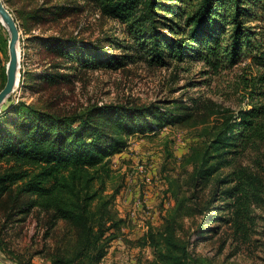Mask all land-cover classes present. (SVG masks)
I'll return each instance as SVG.
<instances>
[{"label":"trees","instance_id":"trees-1","mask_svg":"<svg viewBox=\"0 0 264 264\" xmlns=\"http://www.w3.org/2000/svg\"><path fill=\"white\" fill-rule=\"evenodd\" d=\"M29 1L16 0L21 7L14 10L19 28L26 34L50 18H63L67 10L64 4L46 6L52 0H41L32 9ZM86 1L120 24L122 41L109 39L106 50L98 42L83 43L73 37L41 38L40 48L65 64L57 63L55 72L24 75L28 83L36 80L34 87L70 81L66 73L57 72L59 69L79 73L85 69L119 70L141 61L161 67L199 61L213 70L249 58L256 75L245 82L248 107L225 117L203 151L196 156L195 152L194 161H190L195 188H206L216 174L229 170L216 182V187H224L225 203L215 207L206 222L214 226L206 231L201 227L199 240H211L221 225L231 222L246 230L251 208H264V178L238 164L246 145L264 141V0ZM3 29L0 25V43L6 46ZM112 49L116 51L112 53ZM5 70L0 74V90L6 82ZM166 105L108 103L62 114L19 101L1 110L0 202L14 192L19 214L43 213L45 238L59 221L71 229L68 234H74L73 245L67 251H56L49 264H100L114 241L129 242L124 231L127 217L120 216L115 207L120 186L107 192V183L113 178L112 157L127 149L130 135L192 117L193 107L176 104L172 109ZM177 183L178 179L170 183L175 204L163 223L148 227L134 240L135 245L150 249L149 264H196L189 244L178 233L188 197Z\"/></svg>","mask_w":264,"mask_h":264},{"label":"rangeland","instance_id":"rangeland-1","mask_svg":"<svg viewBox=\"0 0 264 264\" xmlns=\"http://www.w3.org/2000/svg\"><path fill=\"white\" fill-rule=\"evenodd\" d=\"M3 1L13 15L16 7H21L15 4L16 0ZM40 2L30 0L28 3L34 9ZM61 4L67 9L63 18H50L35 26L29 34L20 29L19 81L1 110L19 101L62 114L79 113L108 103L148 105L155 102L160 106L168 104L166 107L172 109L176 104L193 107L192 117L187 121L178 120L144 134L130 135L127 149L112 157L113 178L107 183V192L120 186L115 207L122 217L129 215L134 200L140 197L150 212V219L145 224L159 227L166 212L175 204L170 183L178 179L181 193L188 197V208L184 211L178 233L189 244V250L197 259L196 264H264V208H251V220H245L247 231L236 228V224L231 222L221 225L219 233L211 240L201 241V227L206 231L214 226L213 223L206 225L207 219L213 216L215 207L225 203L221 194L224 187H216V182L229 170L216 174L206 188H195L191 179L194 170L190 161H194V153L196 156L203 151L225 117L248 107L250 98L246 96L245 82L252 81L256 75L249 65V58L235 66L223 63L213 70L199 61L174 62L166 67L149 66L141 61L119 70L85 69L79 73L76 69H59L57 72L66 73L70 81L56 86L34 87L36 80L28 83L24 75L54 71L55 65L65 64V61L48 55L40 48L41 38L73 37L83 43L98 42L106 50L110 48L109 39L119 42L123 39L120 24L102 16L93 3L52 0L46 6ZM0 25L4 28V37L9 40L6 27ZM115 51L112 49L111 52ZM8 60V41L6 46L2 41L0 74L3 68L6 69ZM238 164L249 167L264 178V141L257 139L246 145ZM141 165L144 167L142 172L139 169ZM2 170L0 166V172ZM145 174L149 175V181H146ZM128 194L134 200L126 210L123 199ZM15 199L13 192L6 194L0 202V264H49L56 251H67L73 245L74 234H68L70 228L64 221H59L53 233L45 238L44 214L37 210L28 216L19 214ZM142 229V226L128 222L124 231L129 242L122 239L114 241L102 264H149L152 259L150 249L141 248L134 242L146 232Z\"/></svg>","mask_w":264,"mask_h":264},{"label":"water","instance_id":"water-1","mask_svg":"<svg viewBox=\"0 0 264 264\" xmlns=\"http://www.w3.org/2000/svg\"><path fill=\"white\" fill-rule=\"evenodd\" d=\"M0 23L6 27L9 35L8 54L9 60L6 66V82L0 90V110L6 99L14 91L19 81V51L18 41L20 37V28L13 13L8 9L3 0H0Z\"/></svg>","mask_w":264,"mask_h":264},{"label":"built area","instance_id":"built-area-1","mask_svg":"<svg viewBox=\"0 0 264 264\" xmlns=\"http://www.w3.org/2000/svg\"><path fill=\"white\" fill-rule=\"evenodd\" d=\"M140 171H144V167L141 165L139 166ZM149 175L145 174V178L146 181H149L150 177H148ZM150 219V212L148 211V208L146 207V205L144 204V201L140 198L137 197L134 200V204L131 208V210L129 211V215L127 216V220L128 222H132L134 224L140 225L142 226V230H146L148 229V225L145 224V222L147 220Z\"/></svg>","mask_w":264,"mask_h":264},{"label":"crops","instance_id":"crops-1","mask_svg":"<svg viewBox=\"0 0 264 264\" xmlns=\"http://www.w3.org/2000/svg\"><path fill=\"white\" fill-rule=\"evenodd\" d=\"M122 197V194H121V196H119V200H120V198ZM132 200H134V197L132 198V196L131 195H127V196H125V198L123 199V206H124V208H126V210H129L128 209V204H130V202H132ZM120 216H123V215H120ZM129 229H127V232L129 233ZM132 236H134V233H133V235ZM117 243H119V241L117 242ZM106 258V257H105ZM104 258V259H105ZM103 259V260H104ZM103 260H102V262H103ZM102 262L100 263V264H102Z\"/></svg>","mask_w":264,"mask_h":264}]
</instances>
